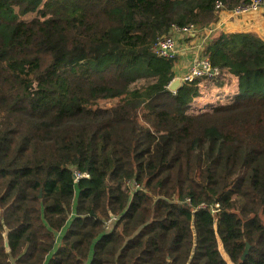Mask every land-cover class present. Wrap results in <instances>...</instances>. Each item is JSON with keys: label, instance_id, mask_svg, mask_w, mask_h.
Listing matches in <instances>:
<instances>
[{"label": "trees", "instance_id": "16d2710c", "mask_svg": "<svg viewBox=\"0 0 264 264\" xmlns=\"http://www.w3.org/2000/svg\"><path fill=\"white\" fill-rule=\"evenodd\" d=\"M250 1L0 0V264H264V40L153 52Z\"/></svg>", "mask_w": 264, "mask_h": 264}, {"label": "built area", "instance_id": "2783aa9c", "mask_svg": "<svg viewBox=\"0 0 264 264\" xmlns=\"http://www.w3.org/2000/svg\"><path fill=\"white\" fill-rule=\"evenodd\" d=\"M216 9L218 11H225L224 6L222 4H217ZM228 13L232 17H238V16H245L249 14H263L264 15V0H252L249 3L242 4L232 11H228ZM204 30L205 36L202 39V43L200 44L201 52L199 59L188 69L187 73L182 78H175L180 79L181 83H191L195 79L203 78V77H212L218 74V70L214 69L209 60L203 56V51L207 43L211 40L213 34L216 32L217 28L215 25H212L208 28L199 29L196 26H189L183 29H180L178 27H173L172 31L168 35H164L161 38H159L156 42V44L153 47V52L156 57L166 60H177L180 54V46L178 44V41L176 39L177 35H182L187 39H191V37L199 35L201 31ZM173 80V81H174ZM175 93V92H174ZM83 178H89V175L86 173H74V180L75 182H78L80 179ZM136 189H140L139 186H135ZM186 203L188 206H191V201L189 199L186 200ZM198 209L203 210H209L212 215H215L219 209L220 205L215 204L208 206L205 203H202L198 206Z\"/></svg>", "mask_w": 264, "mask_h": 264}, {"label": "crops", "instance_id": "0c3cea01", "mask_svg": "<svg viewBox=\"0 0 264 264\" xmlns=\"http://www.w3.org/2000/svg\"><path fill=\"white\" fill-rule=\"evenodd\" d=\"M217 28L213 36L223 33H254L264 40V15L249 14L245 16L232 17L228 11H220L219 20L215 24ZM205 36L204 30L194 37H191L188 43H182L177 64L174 67L175 78H182L198 59L201 52L200 44ZM212 36V37H213ZM187 39V38H186ZM63 235V233H62Z\"/></svg>", "mask_w": 264, "mask_h": 264}, {"label": "water", "instance_id": "95a60500", "mask_svg": "<svg viewBox=\"0 0 264 264\" xmlns=\"http://www.w3.org/2000/svg\"><path fill=\"white\" fill-rule=\"evenodd\" d=\"M181 86H182L181 80L180 79H176L170 84L169 91L174 93ZM4 238H5V246H6V248H8L9 247V242H8V231L7 230H6L5 234H4ZM249 250H250V245L247 244L246 250H245L244 255L242 257V261L245 260L246 256L248 255Z\"/></svg>", "mask_w": 264, "mask_h": 264}, {"label": "rangeland", "instance_id": "374dc122", "mask_svg": "<svg viewBox=\"0 0 264 264\" xmlns=\"http://www.w3.org/2000/svg\"><path fill=\"white\" fill-rule=\"evenodd\" d=\"M176 39H177V41H178V44L179 45H181L182 43H188L189 42V40L190 39H186L184 36H182V35H177L176 34ZM177 61H178V59H177ZM176 61V62H177ZM103 105H108L107 103H105V104H103ZM61 237V234L58 236V238H60Z\"/></svg>", "mask_w": 264, "mask_h": 264}]
</instances>
